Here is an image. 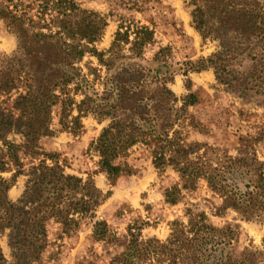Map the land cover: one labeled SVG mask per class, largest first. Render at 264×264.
<instances>
[{
  "label": "trees",
  "instance_id": "trees-1",
  "mask_svg": "<svg viewBox=\"0 0 264 264\" xmlns=\"http://www.w3.org/2000/svg\"><path fill=\"white\" fill-rule=\"evenodd\" d=\"M158 1L143 2L147 5ZM187 1L194 7L195 27L205 37L221 43V50L207 60L217 79L243 98L259 95L264 99V12L260 13L257 1ZM51 2L57 13L49 24L45 16L34 21L26 12L21 17L0 12V16H7L17 25L12 29L18 38L17 52L0 68V93L16 90L19 79H23L25 87L14 100L15 112L0 107V238L9 232L11 264H42L49 220L65 229L77 227L81 219L94 220L98 208L111 196L112 192L104 194L91 179L84 181L66 174L57 154L47 153L39 145L42 137L52 136L51 109L59 102L60 93L66 95L65 90L74 80L80 82L77 64L87 54L105 67L104 90L98 94L86 80H81L87 91L82 92L78 116L72 120L78 125L85 113L99 121L110 120L94 143L100 156V172L109 179L130 174L131 166L117 161L136 145H144L151 149L157 170L162 172L170 166L183 183L182 187L165 191L169 205L181 202L184 190H193L204 180L224 199L227 208H233L246 220L264 215V162L257 158L230 160L252 168L256 175L254 184L246 187L252 189L238 193L228 184L232 166L213 162L207 157L209 146L189 142L179 129L182 119L188 116L187 108L196 105L198 98L190 93L179 99L169 88L173 77L166 76L168 65L159 62L163 49L151 61H145L144 50L154 41L153 30L138 26L137 32L131 34L119 27L108 52H100L96 43L103 37L107 20L83 10L75 0H43L46 6ZM132 35L134 39L130 41ZM201 70L204 69L194 71ZM66 101L73 104L71 99ZM60 123L65 125L62 120ZM12 133L20 134L23 142L9 140ZM21 154L32 160L28 171ZM13 171L9 179L2 176ZM19 175L28 180L21 199L12 202L8 192ZM186 215L187 223H171L170 236L164 242L156 238L144 240L143 228L129 226L127 240L120 244L103 220L94 223L93 238L122 247L120 253L110 256L109 264H264V239L261 250L245 248L235 255L230 250L236 237L231 227L220 229L209 224L203 212L187 210ZM0 264H9L1 246Z\"/></svg>",
  "mask_w": 264,
  "mask_h": 264
},
{
  "label": "rangeland",
  "instance_id": "rangeland-1",
  "mask_svg": "<svg viewBox=\"0 0 264 264\" xmlns=\"http://www.w3.org/2000/svg\"><path fill=\"white\" fill-rule=\"evenodd\" d=\"M143 1L75 0V3L107 20L103 37L96 43L100 52H108L119 27H122V32L129 30L131 34L137 32L138 26L153 30L154 41L144 50L145 61H151L163 49L159 53V62L168 65L166 76L173 77L169 88L179 99L190 93L198 98L196 105L187 108L188 116L182 119L179 129L189 142L209 146L207 157L213 162H225L226 166H232L227 176L231 188L238 193L251 190L246 187L252 186L256 180L253 169L249 170L240 163L232 164L230 160L257 158L264 162V99L259 95L243 98L217 79L215 69L207 60L221 50V43L216 38L205 37L195 27L194 7L189 1L159 0L147 5ZM255 1L259 4L260 13L264 12V0ZM45 4L43 0H0V12H12L19 17L26 12L28 18L34 21H38L39 16H45V23L49 24L57 10L53 9L52 2L47 6ZM12 28H17V25L7 16H0V68L18 49V38ZM133 39L132 35L130 41ZM77 68L81 74L80 82L74 80L65 90L66 95L60 93L59 102L51 109L50 129L53 134L42 137L39 145L45 152L57 154V160L66 174L84 181L91 179L104 194L108 191L112 193L98 208L94 220L81 219L77 227L72 225L67 229L54 220L46 223L47 247L42 254V264H79L85 261L109 264L110 256L120 253L122 247L95 241V222L106 221L120 239V244L126 242L129 226L143 228L141 235L144 240L156 238L164 242L170 236L173 221L188 222L187 210L205 213L209 224L217 228L231 227L236 233L231 253L238 255L245 248L262 249L264 215L246 220L233 208H227L224 199L210 190L204 180H200L193 190H184L178 204L172 206L166 203L165 191L182 187L183 183L172 167L162 172L157 170L153 165L151 149L144 145H136L126 157L117 161L128 162L132 170L130 174L109 179L107 174L100 172V156L94 143L110 120L103 119V124H100L93 114L85 113L75 125L72 118L78 116V107L84 99L82 92L86 90V85L81 80H86L96 93L101 94L106 70L95 56L89 54L77 64ZM198 69L204 70L194 71ZM21 80L18 81V88L10 94L0 93V107L14 111V100L25 91ZM67 99H71L73 104L65 102ZM61 120L65 125H61ZM8 139L15 144L23 142L18 133L10 134ZM20 157L28 171L31 158L22 154ZM13 173L2 176L9 179ZM27 180L25 175L18 176L8 192L12 202L21 199ZM8 233L5 231L1 236L0 246L11 264L13 256Z\"/></svg>",
  "mask_w": 264,
  "mask_h": 264
},
{
  "label": "crops",
  "instance_id": "crops-1",
  "mask_svg": "<svg viewBox=\"0 0 264 264\" xmlns=\"http://www.w3.org/2000/svg\"><path fill=\"white\" fill-rule=\"evenodd\" d=\"M107 124L109 123L108 121H105ZM100 124H103V121H100ZM128 163V162H127ZM129 165V164H128ZM130 166V165H129ZM100 189V188H99ZM110 198V197H109ZM134 200H136V198H133Z\"/></svg>",
  "mask_w": 264,
  "mask_h": 264
}]
</instances>
